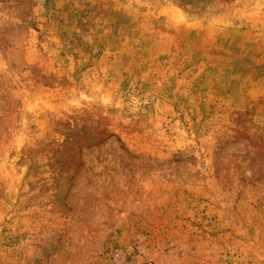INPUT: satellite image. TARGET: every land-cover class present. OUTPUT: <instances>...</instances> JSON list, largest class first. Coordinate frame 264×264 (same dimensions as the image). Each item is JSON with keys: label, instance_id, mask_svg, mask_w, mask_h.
Masks as SVG:
<instances>
[{"label": "rangeland", "instance_id": "rangeland-1", "mask_svg": "<svg viewBox=\"0 0 264 264\" xmlns=\"http://www.w3.org/2000/svg\"><path fill=\"white\" fill-rule=\"evenodd\" d=\"M0 264H264V0H0Z\"/></svg>", "mask_w": 264, "mask_h": 264}]
</instances>
